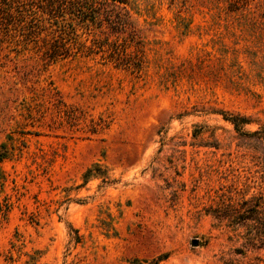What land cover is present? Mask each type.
I'll return each instance as SVG.
<instances>
[{
  "label": "rangeland",
  "instance_id": "374dc122",
  "mask_svg": "<svg viewBox=\"0 0 264 264\" xmlns=\"http://www.w3.org/2000/svg\"><path fill=\"white\" fill-rule=\"evenodd\" d=\"M125 1L0 0V264H264V0Z\"/></svg>",
  "mask_w": 264,
  "mask_h": 264
},
{
  "label": "trees",
  "instance_id": "16d2710c",
  "mask_svg": "<svg viewBox=\"0 0 264 264\" xmlns=\"http://www.w3.org/2000/svg\"><path fill=\"white\" fill-rule=\"evenodd\" d=\"M239 1L241 0H235V9L243 7V3L242 5L236 6V3ZM55 2L60 3V5H65V2L69 3L67 12L78 15L82 21L89 20L94 24L96 23L97 27L105 24L108 35L118 37L126 33L127 36L131 37V41L136 35L135 29L129 22V15L125 6H119L117 4L126 3L125 0H47L49 12L53 9ZM117 45L116 42L112 44V51L108 57L117 66L130 68L133 71L139 72L142 69L141 58L126 53L125 49L119 50ZM43 54L48 61H53L59 57L71 55L72 47L62 40H55L47 46ZM222 115L225 120L231 122L237 129H241L244 124L250 123V119L244 115L231 113H223ZM255 213L258 214V212ZM256 217L258 216L256 215L255 219ZM255 237L254 239H258L259 242L258 246L264 248V234L256 233Z\"/></svg>",
  "mask_w": 264,
  "mask_h": 264
}]
</instances>
